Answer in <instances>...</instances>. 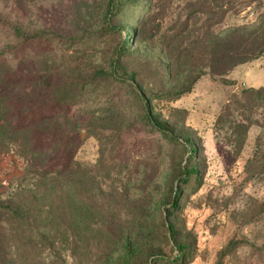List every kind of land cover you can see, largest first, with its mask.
<instances>
[{
    "label": "rangeland",
    "instance_id": "374dc122",
    "mask_svg": "<svg viewBox=\"0 0 264 264\" xmlns=\"http://www.w3.org/2000/svg\"><path fill=\"white\" fill-rule=\"evenodd\" d=\"M115 3L0 0V264H264V0Z\"/></svg>",
    "mask_w": 264,
    "mask_h": 264
},
{
    "label": "trees",
    "instance_id": "16d2710c",
    "mask_svg": "<svg viewBox=\"0 0 264 264\" xmlns=\"http://www.w3.org/2000/svg\"><path fill=\"white\" fill-rule=\"evenodd\" d=\"M108 5H109V8L110 9H112L113 7L114 8L116 7V9L119 10V5H117L115 3V0H108ZM242 62H248V57L245 58ZM105 64L107 66L108 65V61ZM115 64H116V60H112V61L109 60V70L111 72L110 78L112 80H114L116 78V76H117L116 75L117 74V67H116ZM102 73H103L102 70H96V71H94L93 78H95L97 76H106V74L105 75H102ZM50 80L52 81L51 77H48V78L45 79V82L50 81ZM196 80L197 79H195L193 81V83ZM51 81H50V83H51ZM46 107H47V105H46ZM48 108H50V106ZM145 110H146V113H147L150 121L155 126H159L160 127V125L156 123L154 117L151 115V109H150L149 105L146 104V103H145ZM30 112L32 113L33 110L30 111ZM64 136H67V134H64ZM64 145H65V143L63 144V147L65 148V152L64 153L69 157V153L68 152H70V149H69L70 147L67 146V145H65V146ZM60 153H61V151H60V149H58L55 154H52L51 157L48 159V163L46 164V166L43 169L42 178L43 179L44 178H47L48 179V182L50 184L54 183V181H57L59 178L60 179L65 178V179H63V181L65 180L64 182H67V179H66L67 176L66 175L70 172V170L74 166V161H73L74 157H72V155H71V158H70L71 161H70V163L61 165V166H59V168L56 167L57 166L56 163L58 161L57 154L60 155ZM195 154H196V151H193V154L192 155L194 156ZM198 174H199V171L195 167H192V168H190L188 170H185V173H184L185 180H183L184 185H188L190 183L191 178L196 177ZM46 175H48V177ZM63 184L64 183H62V185H61V183L59 181L56 182L54 184L53 191H55L56 194L61 195V189L63 187ZM64 186H65V184H64ZM176 206H177V204L175 205V207ZM180 260H181V257H178L176 259V262L178 263Z\"/></svg>",
    "mask_w": 264,
    "mask_h": 264
}]
</instances>
